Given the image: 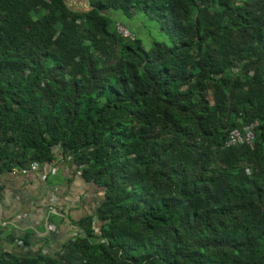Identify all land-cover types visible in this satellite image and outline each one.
<instances>
[{"label": "trees", "instance_id": "1", "mask_svg": "<svg viewBox=\"0 0 264 264\" xmlns=\"http://www.w3.org/2000/svg\"><path fill=\"white\" fill-rule=\"evenodd\" d=\"M80 1L0 0V172L62 155L104 196L4 264H264V0Z\"/></svg>", "mask_w": 264, "mask_h": 264}, {"label": "crops", "instance_id": "2", "mask_svg": "<svg viewBox=\"0 0 264 264\" xmlns=\"http://www.w3.org/2000/svg\"><path fill=\"white\" fill-rule=\"evenodd\" d=\"M17 170L0 172V264L58 254L75 234L76 221L101 200V191L62 155L27 173Z\"/></svg>", "mask_w": 264, "mask_h": 264}, {"label": "rangeland", "instance_id": "3", "mask_svg": "<svg viewBox=\"0 0 264 264\" xmlns=\"http://www.w3.org/2000/svg\"><path fill=\"white\" fill-rule=\"evenodd\" d=\"M78 1L79 0H68V2L77 8L79 7ZM118 21L123 26L131 29L132 32L143 41L147 49L156 41L171 43L170 35L163 31L159 17L155 14H135L132 16L121 14ZM100 195L103 197L104 192L101 191Z\"/></svg>", "mask_w": 264, "mask_h": 264}, {"label": "built area", "instance_id": "4", "mask_svg": "<svg viewBox=\"0 0 264 264\" xmlns=\"http://www.w3.org/2000/svg\"><path fill=\"white\" fill-rule=\"evenodd\" d=\"M118 30L121 33L122 36L124 37H130V38H134V34L129 31L128 29H126L124 26H118ZM255 139V134L253 129H249L246 134H243L240 130H235L233 131V133L231 134V138L230 141L228 142V146H234L237 145L238 143H245L246 141L249 143H252ZM39 167V163L38 162H32L31 165L29 167L23 168V169H19L22 173H27L29 171L30 168H37ZM14 173H17V168L13 169Z\"/></svg>", "mask_w": 264, "mask_h": 264}]
</instances>
